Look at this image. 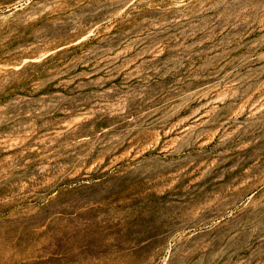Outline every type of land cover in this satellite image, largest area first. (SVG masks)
I'll list each match as a JSON object with an SVG mask.
<instances>
[{
  "label": "rangeland",
  "instance_id": "374dc122",
  "mask_svg": "<svg viewBox=\"0 0 264 264\" xmlns=\"http://www.w3.org/2000/svg\"><path fill=\"white\" fill-rule=\"evenodd\" d=\"M0 264H264V0H0Z\"/></svg>",
  "mask_w": 264,
  "mask_h": 264
}]
</instances>
